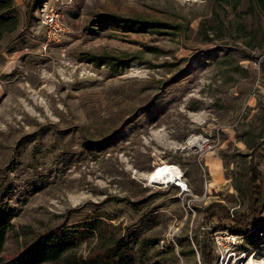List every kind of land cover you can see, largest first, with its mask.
Wrapping results in <instances>:
<instances>
[{"label":"rangeland","instance_id":"1","mask_svg":"<svg viewBox=\"0 0 264 264\" xmlns=\"http://www.w3.org/2000/svg\"><path fill=\"white\" fill-rule=\"evenodd\" d=\"M14 2L18 27L0 40V217L12 224L3 259L51 229L94 221L42 264L264 261V203L235 244L218 223L249 212V154L264 141V14L254 0H45L66 28L45 48L39 8L26 17L27 0ZM167 165L188 191L148 185Z\"/></svg>","mask_w":264,"mask_h":264},{"label":"trees","instance_id":"2","mask_svg":"<svg viewBox=\"0 0 264 264\" xmlns=\"http://www.w3.org/2000/svg\"><path fill=\"white\" fill-rule=\"evenodd\" d=\"M45 0H27L26 2V17L31 16L33 10L41 6ZM254 5L264 14V0H254ZM107 23L114 24L123 28H146V23L140 20L124 19L119 17H105ZM105 21V22H106ZM19 24L18 9L14 0H0V40L4 35L17 29ZM116 61L121 59L115 58ZM123 60V59H122ZM264 146V141L253 145L249 156L251 159L248 163V183H249V203L247 214H234L229 213L225 215L224 219H219L220 228L234 233L238 236L247 235L256 222L259 220L263 210L264 203V187L259 184L263 182L262 173L260 172L259 165H256L253 155L259 157L260 150ZM255 158V157H254ZM211 205L207 206L210 214L207 219H211L214 215L210 211ZM89 222L88 227H74L71 229L60 228L58 230H49L46 233L37 236L27 246L20 250L16 255L9 259H3L2 252L7 240L8 233L11 229V223L6 216L0 217V264H42L44 262L57 261L63 254L68 253L74 248L76 242L83 238L85 232L95 229L97 225L94 221ZM86 226V225H79ZM116 246H119V240ZM252 244V242L250 243ZM124 245V244H122ZM123 247V246H122ZM122 248L117 247L113 251L112 258L118 256L119 262L121 257L119 255ZM247 247H243L246 251ZM118 262V263H119Z\"/></svg>","mask_w":264,"mask_h":264},{"label":"built area","instance_id":"3","mask_svg":"<svg viewBox=\"0 0 264 264\" xmlns=\"http://www.w3.org/2000/svg\"><path fill=\"white\" fill-rule=\"evenodd\" d=\"M39 20L41 24L46 27V34L44 35V48L47 46V44L51 41L56 40L60 35H62L66 28L64 27V24L61 20L62 14L60 11V8L56 9L53 5H50L49 7L45 4L42 7H39ZM179 190L181 192L188 191L187 184L185 182L175 183ZM207 194V189L204 191V196ZM221 232L224 234V236L227 238V242L230 244H235L237 241V236L234 233H231L227 231L226 229L221 230Z\"/></svg>","mask_w":264,"mask_h":264},{"label":"bare ground","instance_id":"4","mask_svg":"<svg viewBox=\"0 0 264 264\" xmlns=\"http://www.w3.org/2000/svg\"><path fill=\"white\" fill-rule=\"evenodd\" d=\"M197 140L195 138H191L189 142L195 143ZM190 143V144H191ZM146 180L148 185L153 184H168V183H177L183 182L182 175L177 167L173 165H167L158 168L157 170L150 172L146 176ZM248 264H264V261H260L255 257H251L249 259Z\"/></svg>","mask_w":264,"mask_h":264}]
</instances>
